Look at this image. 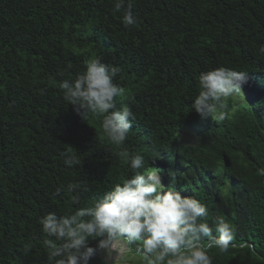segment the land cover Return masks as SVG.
<instances>
[{
  "label": "trees",
  "instance_id": "trees-1",
  "mask_svg": "<svg viewBox=\"0 0 264 264\" xmlns=\"http://www.w3.org/2000/svg\"><path fill=\"white\" fill-rule=\"evenodd\" d=\"M131 3L137 23L125 28L114 0H0V264H46L39 218L101 198L130 175L125 152L204 203L210 224L222 216L233 226L229 249L208 251L213 264H264V0ZM97 57L121 68L117 108L135 116L121 146L107 140L102 117L83 121L59 88ZM222 66L250 81L217 124L191 104L199 74ZM184 126L198 145L180 142ZM64 151L80 164L65 166ZM73 182L88 186L79 205L66 190Z\"/></svg>",
  "mask_w": 264,
  "mask_h": 264
},
{
  "label": "clouds",
  "instance_id": "clouds-1",
  "mask_svg": "<svg viewBox=\"0 0 264 264\" xmlns=\"http://www.w3.org/2000/svg\"><path fill=\"white\" fill-rule=\"evenodd\" d=\"M114 11L121 14L125 28L137 23L131 0H114ZM260 51L264 53V47ZM120 72V67L106 65L97 57L88 60L74 79L59 84L63 100L83 121L102 117L103 133L117 146L124 145L131 120H135L130 107L117 108L116 98L125 94L114 83ZM249 81L246 71L223 66L201 72L191 109L202 119L219 124L229 116L226 99L243 94ZM122 155L130 175L101 198L70 214L48 213L39 218L46 264H90L99 254L104 255L105 264H213L210 249H229L235 230L222 216L210 224L208 207L195 197L182 195L174 183L165 187L158 170H147L149 161L143 155ZM61 157L69 168L80 164L71 151L62 152ZM66 190L73 193V205H79L80 194L88 186L73 182ZM90 240L98 241L95 247ZM117 241L128 251L119 259L112 249Z\"/></svg>",
  "mask_w": 264,
  "mask_h": 264
},
{
  "label": "rangeland",
  "instance_id": "rangeland-1",
  "mask_svg": "<svg viewBox=\"0 0 264 264\" xmlns=\"http://www.w3.org/2000/svg\"><path fill=\"white\" fill-rule=\"evenodd\" d=\"M243 94L240 95H234L232 96L235 99L236 104L239 102L244 101V99L247 97V89L246 86L242 89ZM183 128H186L183 132L179 134V140L183 144H189V145H198L199 141L197 136L195 135V131L189 126H184ZM112 249L115 251L116 258L119 259L123 255H127L128 251L126 248H124L119 241L114 242L112 244ZM102 259L104 260V255L100 254ZM105 261V260H104Z\"/></svg>",
  "mask_w": 264,
  "mask_h": 264
}]
</instances>
